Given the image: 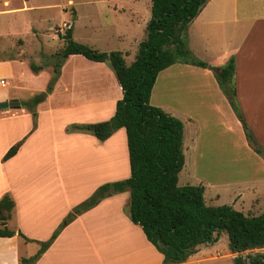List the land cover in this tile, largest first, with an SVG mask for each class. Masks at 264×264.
Returning a JSON list of instances; mask_svg holds the SVG:
<instances>
[{
  "label": "crops",
  "instance_id": "obj_1",
  "mask_svg": "<svg viewBox=\"0 0 264 264\" xmlns=\"http://www.w3.org/2000/svg\"><path fill=\"white\" fill-rule=\"evenodd\" d=\"M64 23L73 31L71 23ZM58 36L63 46L64 40ZM185 39L191 51L207 62L208 67L176 62L160 71L150 103L183 121L184 144L189 138L191 159L197 163L199 158L204 159L206 168H221L222 159L237 161L241 154L246 153L248 158L254 155L252 153L258 154L249 145L245 124L233 110L209 66L222 67L231 57L235 58L236 99L245 121L264 146V0H208L191 21ZM122 52L128 64L135 60L136 56L128 62V51ZM78 56L90 64L75 66L77 61L81 62ZM69 63L73 66L69 67ZM61 78L67 81V87L60 96L71 105L57 111L67 112L60 130L42 129L39 121L30 134L34 123L31 124L32 118L26 110L20 113L23 118L18 117L20 114L13 115L24 120L29 130L14 131L16 118L11 127L0 128V199L8 193L15 202L7 222V227L15 234L0 236V264H22V258L38 252L40 241L52 236L75 204L102 184L131 175L125 127L105 140L66 128L71 123L109 120L115 114L117 101L123 97L115 72L106 62L73 54L62 66ZM1 84L6 83L1 80ZM76 85L79 90L74 92ZM55 94H48L46 99ZM4 100L9 99L3 97L0 102ZM42 110L37 120L46 113ZM9 113L3 112V115L13 117L7 116ZM18 143L17 153L4 160L9 148ZM256 159L260 167L264 166L262 160ZM74 168L88 189L83 188L78 196L63 193L65 183L52 180V177L57 180L58 171L61 175L62 169ZM208 181L213 185L212 179ZM215 197H219V193L210 198L211 202ZM231 200L234 208L242 203L243 210L245 199L241 189L233 192ZM129 204L128 190L106 196L77 215L30 264H164L163 254L147 239L140 225L130 219Z\"/></svg>",
  "mask_w": 264,
  "mask_h": 264
},
{
  "label": "trees",
  "instance_id": "obj_2",
  "mask_svg": "<svg viewBox=\"0 0 264 264\" xmlns=\"http://www.w3.org/2000/svg\"><path fill=\"white\" fill-rule=\"evenodd\" d=\"M208 0H152L151 17L146 25V38L140 42L135 60L128 64L120 50L100 51L73 38L72 28L60 36L62 48L55 52L54 70L60 73L63 62L73 54L94 61L108 62L123 89L115 114L94 123H72L68 131H83L100 140L109 138L125 127L131 175L123 180L105 183L64 218L46 241H40L38 252L22 258V264L35 261L55 240L62 229L77 215L97 205L115 192L129 191L130 219L140 225L147 239L163 254L164 264H181L203 244L216 243L222 232L229 238L235 264H264L261 254L242 255L245 251L264 248V212L247 215L224 204L211 206L205 201L203 185H179V174L185 164L184 123L162 108L150 103L152 89L160 71L176 62L208 67V63L191 56L185 43V31ZM37 70L36 67H34ZM235 58L214 70L217 81L230 105L240 119L243 114L236 99ZM50 90L32 98L28 103L36 116L35 105L46 99ZM251 147L264 158V149L245 127ZM15 144L4 160L15 155ZM15 202L6 193L0 199V236H13L7 227ZM25 237L22 232H19ZM26 240H30L25 237Z\"/></svg>",
  "mask_w": 264,
  "mask_h": 264
},
{
  "label": "rangeland",
  "instance_id": "obj_3",
  "mask_svg": "<svg viewBox=\"0 0 264 264\" xmlns=\"http://www.w3.org/2000/svg\"><path fill=\"white\" fill-rule=\"evenodd\" d=\"M151 4L152 0H0V10H3L0 13V99L3 97L9 100L18 99L21 103L19 108L0 109V128L11 127L13 119L16 118L14 131L29 130L30 127L25 125L24 120L18 118L19 116L23 118V114L20 113L26 111L32 118L31 124L34 123L29 131L30 134L39 121L42 129L55 131L62 128L67 112L57 111L71 104L62 101L63 97L60 95L67 87V81L61 78L62 67L58 74L54 70V65L57 60L55 52L60 50L63 44L59 41L58 35L64 34L69 28L64 22L73 25V36L76 41L100 51H128L127 61L132 62L135 53L139 51L138 42L146 38ZM185 43L191 51L187 39ZM191 54L198 58L194 52L191 51ZM78 57L81 62L77 61L75 66L86 67L90 64L84 57ZM106 64L110 67L108 62ZM68 65L73 66L70 63ZM1 80L6 84L2 85ZM48 89L50 93L56 94L48 100L44 99L37 103L34 106L36 112L34 116V110L28 102ZM73 90L74 92L79 90L78 86L76 85ZM44 101H46L45 105L42 104ZM40 110L46 113L37 120ZM3 112H10L7 116L13 117L8 118ZM13 114L20 115L15 117ZM242 120L245 121L244 116ZM245 127H248L255 136L246 121ZM207 143L208 140L205 141V145ZM248 143L250 145L249 140ZM69 145L80 146V144ZM184 145L186 162L179 175V185H204V195L208 205L230 204L233 192L241 189L245 199L243 210L240 207L242 203L235 208L247 215H259L264 212V166L260 167L257 164L256 158L263 161L258 154L252 153L254 157L251 158H248L246 153L241 156L239 154L240 158L237 161L222 159L221 168H206L204 159L199 158L198 163L191 159L189 138ZM261 147L264 149L262 144ZM76 170L77 168L70 171L62 169L61 175L60 171L57 172V180L52 177L53 182L65 183L63 193L66 191L69 195L78 196L83 188L86 187V191L88 190L84 179L76 175ZM208 179L214 181L213 185ZM249 187H253L254 190ZM56 188L54 184L53 189ZM218 193L219 197H215L211 202L210 198ZM77 205L75 204L72 209ZM257 253L264 259V248L245 251L242 255L249 260V255ZM237 255L238 253L231 251L228 235L224 231L216 243L200 245L198 251L182 264H235L234 258Z\"/></svg>",
  "mask_w": 264,
  "mask_h": 264
},
{
  "label": "water",
  "instance_id": "obj_4",
  "mask_svg": "<svg viewBox=\"0 0 264 264\" xmlns=\"http://www.w3.org/2000/svg\"><path fill=\"white\" fill-rule=\"evenodd\" d=\"M210 69L215 70V66H209ZM21 103L18 99L13 100H4L0 102V109H8V108H19ZM241 122L245 124V121L241 119Z\"/></svg>",
  "mask_w": 264,
  "mask_h": 264
},
{
  "label": "built area",
  "instance_id": "obj_5",
  "mask_svg": "<svg viewBox=\"0 0 264 264\" xmlns=\"http://www.w3.org/2000/svg\"><path fill=\"white\" fill-rule=\"evenodd\" d=\"M67 26V25H66ZM2 83H5V81L4 80H2Z\"/></svg>",
  "mask_w": 264,
  "mask_h": 264
}]
</instances>
